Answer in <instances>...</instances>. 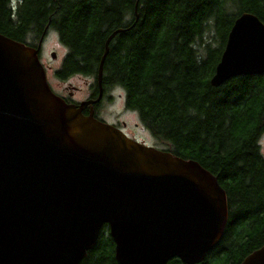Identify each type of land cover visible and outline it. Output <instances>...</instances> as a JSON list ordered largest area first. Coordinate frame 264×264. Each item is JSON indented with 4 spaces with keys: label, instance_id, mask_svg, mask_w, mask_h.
I'll return each mask as SVG.
<instances>
[{
    "label": "water",
    "instance_id": "water-1",
    "mask_svg": "<svg viewBox=\"0 0 264 264\" xmlns=\"http://www.w3.org/2000/svg\"><path fill=\"white\" fill-rule=\"evenodd\" d=\"M54 94L30 47L0 34V264H80L108 226L119 264H198L221 240L226 193L197 162L83 115ZM55 58V53H51ZM264 73V23L237 17L212 87ZM240 264H264V245Z\"/></svg>",
    "mask_w": 264,
    "mask_h": 264
},
{
    "label": "trees",
    "instance_id": "trees-1",
    "mask_svg": "<svg viewBox=\"0 0 264 264\" xmlns=\"http://www.w3.org/2000/svg\"><path fill=\"white\" fill-rule=\"evenodd\" d=\"M264 23V0H0V34L37 47L55 32L66 54L54 76L92 79L127 110L154 148L197 162L226 193L221 240L198 264H240L264 245V73L212 87L227 35L242 13ZM80 264H119L104 225ZM167 264H184L177 258Z\"/></svg>",
    "mask_w": 264,
    "mask_h": 264
},
{
    "label": "rangeland",
    "instance_id": "rangeland-1",
    "mask_svg": "<svg viewBox=\"0 0 264 264\" xmlns=\"http://www.w3.org/2000/svg\"><path fill=\"white\" fill-rule=\"evenodd\" d=\"M51 53H55L54 59L51 58ZM65 54L66 49L59 43L56 33L49 31L45 35L40 51L41 61L49 67L46 74L48 84L55 92H62L61 88L64 86L68 91H73V87L80 88L77 93H74L73 100L76 102L86 100L91 93L89 87L92 83L91 78L73 76L61 81L54 76V72L61 66ZM99 114L107 122L118 123L128 137L148 146L157 145L156 140L141 125L137 113L125 108L124 91L121 89L115 88L109 92V96L99 106ZM260 147L264 156V134L260 139Z\"/></svg>",
    "mask_w": 264,
    "mask_h": 264
},
{
    "label": "flooded vegetation",
    "instance_id": "flooded-vegetation-1",
    "mask_svg": "<svg viewBox=\"0 0 264 264\" xmlns=\"http://www.w3.org/2000/svg\"><path fill=\"white\" fill-rule=\"evenodd\" d=\"M43 40H44V38H43ZM43 40L40 42V50H39L38 56H39V61H40L41 65H42V67L44 68L45 75H46V74H47V69H48L49 67L46 66V65L41 61V58H40V51H41V46H42ZM46 78H47V75H46ZM61 81H63V80H61ZM49 87H50V89L52 90V92H53L54 94H56L58 97H60L61 99H63L66 103H68V104H78V103H79V102H76V101L73 100V96H74V93H77L78 90H80V88H75V87H73V91H68V90L66 89V87L64 86V87L61 88V91H62V92H55V91L51 88L50 85H49ZM96 97H97V94L93 95V92H91V93L89 94V96L87 97L86 100H88V99H95ZM104 100H105V96H103V94H102V98H101V100H100L98 103L94 104V105H90V106L85 107V108L83 109V111H82V114H83V115H86V116H87V115H92L94 119H96V120H98V121H101V122H104V123H107V124H110V125H112V126L118 128V129H120L122 132H124L123 129H122V127H121L120 125H118V123L113 124V123H111V122H107V121H106L105 119H103V118L101 117V115L99 114V106L102 104V102H103ZM82 101H83V100H82ZM80 102H81V101H80ZM123 127H124V124H123ZM125 134H126V133H125ZM181 263H182V262H181Z\"/></svg>",
    "mask_w": 264,
    "mask_h": 264
},
{
    "label": "bare ground",
    "instance_id": "bare-ground-1",
    "mask_svg": "<svg viewBox=\"0 0 264 264\" xmlns=\"http://www.w3.org/2000/svg\"><path fill=\"white\" fill-rule=\"evenodd\" d=\"M215 246H216V245H215ZM215 246H214V247H215Z\"/></svg>",
    "mask_w": 264,
    "mask_h": 264
}]
</instances>
